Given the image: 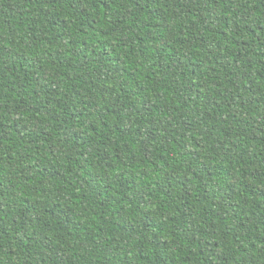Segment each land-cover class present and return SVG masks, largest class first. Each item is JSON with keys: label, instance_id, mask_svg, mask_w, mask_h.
Listing matches in <instances>:
<instances>
[{"label": "trees", "instance_id": "16d2710c", "mask_svg": "<svg viewBox=\"0 0 264 264\" xmlns=\"http://www.w3.org/2000/svg\"><path fill=\"white\" fill-rule=\"evenodd\" d=\"M0 264H264V0H0Z\"/></svg>", "mask_w": 264, "mask_h": 264}]
</instances>
